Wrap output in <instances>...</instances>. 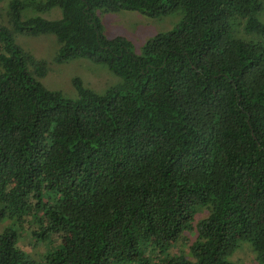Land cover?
<instances>
[{
  "label": "trees",
  "instance_id": "trees-1",
  "mask_svg": "<svg viewBox=\"0 0 264 264\" xmlns=\"http://www.w3.org/2000/svg\"><path fill=\"white\" fill-rule=\"evenodd\" d=\"M264 0H42L59 16L0 25V264H234L244 243L264 264ZM159 16L172 27L140 54L106 37L94 10ZM50 34L53 60L82 56L121 81L74 79L64 97L13 34ZM204 214L195 219L198 210ZM30 217V218H28ZM191 232L186 250L168 244ZM66 241L63 242V240Z\"/></svg>",
  "mask_w": 264,
  "mask_h": 264
},
{
  "label": "rangeland",
  "instance_id": "rangeland-1",
  "mask_svg": "<svg viewBox=\"0 0 264 264\" xmlns=\"http://www.w3.org/2000/svg\"><path fill=\"white\" fill-rule=\"evenodd\" d=\"M9 0H0V25L7 27L5 22V9ZM23 4L19 11V19L24 20L31 17H39L51 20L59 16L57 6H51L48 9L39 10L35 5L42 0H18ZM101 24V32L106 37L120 35L129 42V49L134 54H140L141 46L145 39L157 32H163L172 27L179 19L181 13L179 10L159 16H147L130 9H117L114 11L94 10ZM256 18L264 23V5L262 10L256 15ZM13 43L22 51L29 53L35 59L44 61L47 67V73L39 81L47 89L60 91L64 97L75 98L77 95L74 79H79L82 85L93 89L96 92H102L107 87L115 85L121 81V76L112 72L103 63L92 62L85 57L77 56L61 61H54L53 54L56 48L54 36L42 34L28 36L23 34H13ZM204 214V209L198 210L195 219ZM30 218V217H28ZM3 220L0 222V226ZM31 223L23 224L21 229H16L17 244L22 247L26 253L41 264V258L45 243L32 242L28 229ZM192 238L191 232H185L184 237L167 245L166 251L177 252L186 250L187 242ZM66 239L63 240V242ZM226 260L234 264H257L253 258V253L244 243L233 253L226 257ZM119 264H134L120 262Z\"/></svg>",
  "mask_w": 264,
  "mask_h": 264
}]
</instances>
